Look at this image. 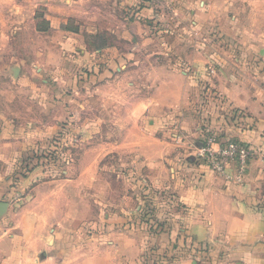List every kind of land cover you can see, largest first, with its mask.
Listing matches in <instances>:
<instances>
[{
	"label": "rangeland",
	"instance_id": "rangeland-1",
	"mask_svg": "<svg viewBox=\"0 0 264 264\" xmlns=\"http://www.w3.org/2000/svg\"><path fill=\"white\" fill-rule=\"evenodd\" d=\"M92 7L99 12L72 14L55 30L51 25L59 21L44 0H0V264H16L18 258L6 256L27 253V239L33 256L51 264H177L208 257V245L183 242L181 231L171 232L175 242H157L173 229L177 201L168 159L201 163L208 136L221 146L235 141L222 143L213 122L230 117L241 125L248 115L226 102L210 78L240 60L249 69L264 66V0H131L123 21L118 7ZM81 29L85 43L78 45L74 32ZM191 73L199 75L193 108L181 99L177 117L167 111L157 131L133 125L138 117L122 108L123 74L135 83L134 96L140 83L153 96L162 79L164 99L174 91L183 96V77ZM107 76L122 79L106 88ZM95 78L104 86L95 93L99 108L91 109V98L78 91L95 92ZM81 101L84 106H76ZM176 118L179 134L188 137L172 147ZM32 130L39 139H31ZM61 252L67 255L60 259Z\"/></svg>",
	"mask_w": 264,
	"mask_h": 264
},
{
	"label": "crops",
	"instance_id": "crops-1",
	"mask_svg": "<svg viewBox=\"0 0 264 264\" xmlns=\"http://www.w3.org/2000/svg\"><path fill=\"white\" fill-rule=\"evenodd\" d=\"M44 2L50 7L51 19L59 21L58 26L54 23L51 25L52 29L56 30L62 26L64 19L72 14L76 15L78 12L85 16L97 14L99 9L92 7V5L100 3L110 4L112 8L121 9L120 18L123 21L125 19L124 11L125 9L128 10L131 0H44ZM83 31L84 29L74 32L78 45L85 43ZM121 33L125 34L124 28ZM113 34L117 35L118 31H113ZM194 64L198 66L203 63L195 61ZM235 65L238 67L234 69L230 67V70L227 71L228 65L224 64L223 69L215 71L210 80H212L215 90L221 94L226 102L228 101L230 105L245 110L248 115L247 119L241 125L228 120L230 117L227 121L222 118L214 120L213 124L217 126L221 142L228 140L244 142L251 147L252 155L242 167L238 162L231 163L227 167L226 174L214 173L202 162L200 163L196 157L186 156L189 161L187 166H181L179 163L181 159L178 156H172L168 159L175 165L172 168L171 177L174 180L172 186L177 201L172 210L174 216L170 219L173 229L158 236L157 242L166 246L167 243H171L175 239V234L173 235L171 232L178 233L181 231L183 242L189 245L192 243L208 245L209 249L208 257L188 256L177 264H264V66L260 68L252 64L249 69V65L242 60ZM233 72L234 75H232ZM217 74L220 80L216 78L215 75ZM122 77L123 79L121 76H107L105 86L114 89L115 84H118L120 79L123 80L122 84L127 87L128 92L123 90L125 102L122 108L128 110L129 116L138 117L137 122L133 125L137 126L140 131L161 129L164 125H162V120H164L163 117L167 111L176 114L177 117L182 106L181 99L184 100L183 104H190L192 108L194 103L198 101L195 99L194 86L196 85V78L199 77L198 74L191 73L183 77V83L186 86L183 96L174 91L167 93L164 99L162 79L161 85H156V92L153 96L147 94L150 88L147 83H140L139 90H137L138 94L134 96L131 94V87L135 83L132 84L125 80L124 74ZM159 78L155 79L156 84L159 83ZM94 81L98 85L95 92L92 91L87 94L82 87L78 91L85 94L83 100L91 98V109L99 108L100 102L98 100L100 98L99 96L96 97L95 93L101 91L102 86H104L102 85L104 82L98 78L90 79V83ZM86 83V81L81 82V85ZM113 94L115 93L113 92ZM36 98L37 101L40 100L38 97ZM43 98L45 97H41V99ZM109 98L113 99L114 97L110 95L107 99L108 102ZM135 99H138V102L131 104V101ZM46 101L40 102L42 112L48 110V102ZM85 105V107L89 106L86 103ZM76 106L83 107L84 101L76 102ZM100 106L102 107V105ZM178 119L180 118L171 122L172 127L175 125L173 130H177L173 137L174 141L171 143L172 147H175L174 144L176 143H181L184 137H188L180 135L179 131L180 127H183L190 119L188 116L184 118L180 127ZM40 129L37 132L42 136L45 131L43 128ZM173 130L170 129L169 131ZM30 133L33 134L34 131H30ZM34 135L36 134L34 133L31 139H39ZM157 161L161 162L159 158L154 157L153 162ZM28 244L29 240L27 239L25 244L27 246L22 248L27 253H17L16 251L13 256H11L12 252L6 258H18L19 261L16 264H51L49 258L44 261L36 259ZM141 247L142 245L138 246L137 255L139 258L143 253ZM105 254L111 259L115 257L114 252L109 251V248ZM66 255L61 252L60 259Z\"/></svg>",
	"mask_w": 264,
	"mask_h": 264
},
{
	"label": "built area",
	"instance_id": "built-area-1",
	"mask_svg": "<svg viewBox=\"0 0 264 264\" xmlns=\"http://www.w3.org/2000/svg\"><path fill=\"white\" fill-rule=\"evenodd\" d=\"M238 114L241 115L240 112ZM200 154L204 165L213 171L223 172L233 162L245 165L251 156V149L248 144L240 141H230L221 146L216 136L212 135L201 145Z\"/></svg>",
	"mask_w": 264,
	"mask_h": 264
},
{
	"label": "trees",
	"instance_id": "trees-1",
	"mask_svg": "<svg viewBox=\"0 0 264 264\" xmlns=\"http://www.w3.org/2000/svg\"><path fill=\"white\" fill-rule=\"evenodd\" d=\"M38 30H39V27H38ZM192 244H193V243H192ZM192 244H191V245H192Z\"/></svg>",
	"mask_w": 264,
	"mask_h": 264
}]
</instances>
